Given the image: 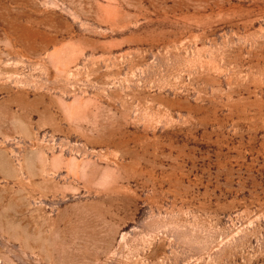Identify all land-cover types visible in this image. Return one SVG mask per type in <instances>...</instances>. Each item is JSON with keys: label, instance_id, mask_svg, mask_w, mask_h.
Here are the masks:
<instances>
[{"label": "rangeland", "instance_id": "1", "mask_svg": "<svg viewBox=\"0 0 264 264\" xmlns=\"http://www.w3.org/2000/svg\"><path fill=\"white\" fill-rule=\"evenodd\" d=\"M0 264H264V0H0Z\"/></svg>", "mask_w": 264, "mask_h": 264}]
</instances>
